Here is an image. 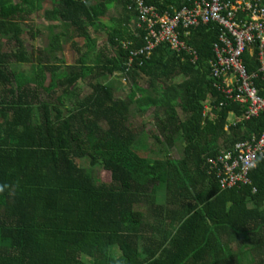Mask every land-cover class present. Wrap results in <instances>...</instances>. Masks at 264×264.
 Wrapping results in <instances>:
<instances>
[{
	"label": "trees",
	"instance_id": "obj_1",
	"mask_svg": "<svg viewBox=\"0 0 264 264\" xmlns=\"http://www.w3.org/2000/svg\"><path fill=\"white\" fill-rule=\"evenodd\" d=\"M43 1L0 0V264H264V158L250 184L228 190L208 162L264 131V115L226 127L230 112L242 110L211 76L218 28L191 29L185 39L196 61L167 43L132 56L145 45L132 2L51 0L44 16L57 22L51 31L62 30L50 50L68 33L95 48L91 27H108L111 50H99L93 63L85 51L58 72L23 38L24 22ZM144 1L162 11L191 0ZM116 2L121 13L107 24ZM116 74L129 84L125 96L108 80ZM79 81L89 90L81 92ZM255 85L264 98V80ZM207 105L213 116L204 114ZM133 109L152 111L159 131L152 135L166 142L161 157L137 147L143 129ZM177 141L175 158L169 150ZM98 165L108 179L96 180Z\"/></svg>",
	"mask_w": 264,
	"mask_h": 264
},
{
	"label": "built area",
	"instance_id": "obj_2",
	"mask_svg": "<svg viewBox=\"0 0 264 264\" xmlns=\"http://www.w3.org/2000/svg\"><path fill=\"white\" fill-rule=\"evenodd\" d=\"M132 2L139 20L137 26L144 34L145 45L131 52L132 56L151 54L161 43H167L176 52L187 51L192 61L197 52L186 42L191 29L201 24L218 28L213 42L214 58L209 61L215 85L226 99L237 103L242 110L237 116L231 111L226 127L240 120H251L264 115V98L258 93L255 80H264V3L262 0H191L181 7L160 11L144 0ZM129 8H132V5ZM256 69L249 72L244 55ZM249 64V65H250ZM212 114L210 105L204 114ZM259 158H264V131L246 141L235 144L209 158L211 172L222 189L228 190L250 184L249 175Z\"/></svg>",
	"mask_w": 264,
	"mask_h": 264
},
{
	"label": "rangeland",
	"instance_id": "obj_3",
	"mask_svg": "<svg viewBox=\"0 0 264 264\" xmlns=\"http://www.w3.org/2000/svg\"><path fill=\"white\" fill-rule=\"evenodd\" d=\"M52 6L51 0L43 1V8L34 14L31 15L29 20L24 22V33L23 38L26 43V47L28 52H33L34 56L39 55L40 49H42V54L47 58V61L53 63L58 66L57 71H69V67L77 62L79 57L83 52H88L89 57L87 62L93 63L95 57L99 50L104 49L111 52L108 44H107V32L108 27H100L97 32H94V28L91 27L90 30L93 36L97 39L96 47L93 49H89L86 45V40L84 38L76 37L73 39L72 33H68V35H61L60 37V48H56L55 50H50V45L52 43V35L54 32H58L62 30L61 26L54 27V31H51L50 25L56 24V21L48 20L44 16L45 9H48ZM121 13V5L119 3H115L112 7H110L106 19L104 20L107 24L111 23V18H117ZM114 23V22H113ZM73 41H76V45L73 44ZM5 48H8V44L5 45ZM19 69H23L26 73L31 72V66L29 65H17ZM50 79V74H47L46 82L48 83ZM109 82L115 85L118 96H125L129 91V84H124L122 80V76L116 74L111 76ZM123 82V83H122ZM78 88L81 89V92L85 93L89 90V87L85 85L84 82H78ZM133 122L135 125L142 127L141 132V141L137 143V147L142 149V152L146 155H150L153 157H161L165 154L164 149L166 148V142H158L154 139L152 134H158V129L156 127V119L152 115V111L149 110L145 114L141 115L140 113L135 112L133 109ZM183 144L182 141H177L175 147L171 148L170 154L171 156L178 158L181 155V148ZM167 149V148H166ZM80 163L83 166L88 167L89 162L88 158L81 159ZM93 173L97 181L108 179V173L104 171L101 166H96L93 168ZM143 211H146L145 205H138ZM234 251L236 250L235 246H233Z\"/></svg>",
	"mask_w": 264,
	"mask_h": 264
},
{
	"label": "clouds",
	"instance_id": "obj_4",
	"mask_svg": "<svg viewBox=\"0 0 264 264\" xmlns=\"http://www.w3.org/2000/svg\"><path fill=\"white\" fill-rule=\"evenodd\" d=\"M4 190L3 186H0V192H2Z\"/></svg>",
	"mask_w": 264,
	"mask_h": 264
}]
</instances>
